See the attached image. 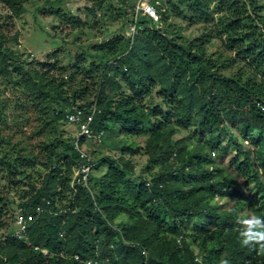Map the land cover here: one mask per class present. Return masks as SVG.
Segmentation results:
<instances>
[{"label":"trees","instance_id":"obj_1","mask_svg":"<svg viewBox=\"0 0 264 264\" xmlns=\"http://www.w3.org/2000/svg\"><path fill=\"white\" fill-rule=\"evenodd\" d=\"M33 1L65 28L87 24L63 8L65 0H0V229L17 217L16 207L32 216L23 236L13 229L0 235V264H264V252L243 246L238 231L242 219H264V2L176 0L160 11L159 0H150L159 24L132 16V38L114 36L71 63L52 53L28 67L7 43ZM88 1L93 18L111 3ZM136 2L123 0L132 15ZM172 13L203 23V32L183 37ZM214 37L230 54L208 52ZM11 76L42 120L44 162L21 154L1 132L8 109L1 94ZM93 105L92 129L123 153L91 158L92 171L106 165L107 173L91 172L89 188L71 186L83 159L77 133L66 136L61 126L71 124L75 108L87 113ZM181 130L193 135L175 138ZM144 134L147 176L135 177L124 155L140 150L129 137ZM192 137L201 142L190 148ZM229 148L227 170L210 152L224 157Z\"/></svg>","mask_w":264,"mask_h":264},{"label":"rangeland","instance_id":"obj_2","mask_svg":"<svg viewBox=\"0 0 264 264\" xmlns=\"http://www.w3.org/2000/svg\"><path fill=\"white\" fill-rule=\"evenodd\" d=\"M262 1L264 2V0ZM170 2H176V0H159L158 6L160 11L169 8L171 5ZM40 5L41 3L38 1H33L26 5V11L15 19V24L11 32V35L14 36L7 43L17 53L19 60L26 62L28 67L31 66V62L35 64L37 61H43L52 53H56V56L63 63H71L75 60L74 58L78 53L82 51L94 52V46L114 36L121 34L128 36L131 33V19L132 16L134 18V14L132 15V9L127 4H123V0H111V3L107 4L104 8V16H97V18H93L88 13V8L91 7V3L88 0H65L62 5L63 8L69 10L87 23L85 24V28L83 27L77 30L65 28L59 22V18L51 17L37 11L36 8ZM262 13L264 14V11ZM169 21L176 27L175 31L187 39L195 38L203 32V23L199 21L178 17L174 13L171 14ZM88 22H90L93 28L89 27ZM146 24L148 26H154L155 24H159V20ZM53 25H56V28H53ZM219 51L224 54H230L224 48L223 40L214 37L208 44V52L218 54ZM15 63L20 64L19 61H13L11 65ZM11 79L12 76L7 78L6 83L9 84L3 86L1 94L3 100L8 102V109L5 115L6 120L1 125V132L11 141V147L20 150L21 154H27L29 159L36 163L44 162L46 152L40 146L43 135L37 133L42 129V120L35 112V109H33L28 93L14 86ZM61 129H63L66 136L74 137L77 133L76 127L71 124H64L61 126ZM191 135H193V131L181 130L175 135V138ZM147 136V134H144L133 138L129 137V139L136 141L138 146L136 150L140 148L136 153L124 155L125 159L130 160L135 166V177L140 174L147 176V173L142 170L147 165V155L141 150L143 149L142 147ZM237 136L239 140H243L241 135ZM118 137L122 138L123 135L119 134ZM200 139L192 137L189 145L190 148L196 145V143L201 142ZM223 144H228L227 139H223ZM83 147L90 158H96V160H99L100 157H106V155L118 158L123 153L119 147L109 148L103 142L93 140L86 141ZM233 154V149H230L228 155L224 157L218 156L216 152H210L214 161L213 163L220 167H226L227 170L231 169L229 159ZM151 170H158V167H153ZM106 173V165H101L100 168L92 171V175L95 177L103 176ZM130 177L133 178V175H130ZM244 189L248 193L253 190V185H244ZM223 202L224 200L220 201V203ZM234 203V200L229 203L226 202L227 208L233 206ZM19 213L20 211L16 207L15 215L18 216ZM241 213L244 214L245 212ZM16 219L17 217L8 225V229H0V235L7 234L11 229L16 231L18 227Z\"/></svg>","mask_w":264,"mask_h":264},{"label":"built area","instance_id":"obj_3","mask_svg":"<svg viewBox=\"0 0 264 264\" xmlns=\"http://www.w3.org/2000/svg\"><path fill=\"white\" fill-rule=\"evenodd\" d=\"M139 15H145L151 17L154 21L159 20V14L155 8V6L150 2V0H138L136 2L134 8V21H136ZM131 33L130 35L133 36L135 32V24L132 23L131 25ZM97 111L95 105L90 108V111L84 113L81 108H75L74 111L67 115L68 120L71 124H73L77 129V139H76V148L78 149L80 158L83 159L82 162L74 169L71 186L74 185H81L89 188V179L90 174L92 172V159L90 158L87 151L84 149L82 145H80L81 139L85 140H93L97 142L102 141L103 131L95 132L91 125L93 122L94 115ZM43 208L41 206L36 207L37 212H41ZM32 220V216H24L23 214H19L16 219L17 230L15 233L18 236H23L27 229L28 222ZM37 248V247H36ZM46 253V251H43ZM145 255V251H143ZM77 260H80L78 255L75 256ZM86 264H96V262L92 260H87Z\"/></svg>","mask_w":264,"mask_h":264},{"label":"clouds","instance_id":"obj_4","mask_svg":"<svg viewBox=\"0 0 264 264\" xmlns=\"http://www.w3.org/2000/svg\"><path fill=\"white\" fill-rule=\"evenodd\" d=\"M239 223L241 225L238 229L241 244L246 247L258 245V251L264 252V219L251 215L246 219L240 220ZM197 264H200V262L197 261ZM221 264H229V261L224 259Z\"/></svg>","mask_w":264,"mask_h":264}]
</instances>
